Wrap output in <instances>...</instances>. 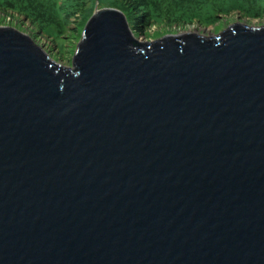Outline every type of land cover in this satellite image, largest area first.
Returning <instances> with one entry per match:
<instances>
[{
    "label": "water",
    "instance_id": "water-1",
    "mask_svg": "<svg viewBox=\"0 0 264 264\" xmlns=\"http://www.w3.org/2000/svg\"><path fill=\"white\" fill-rule=\"evenodd\" d=\"M71 63L0 28V264H264V27L95 8Z\"/></svg>",
    "mask_w": 264,
    "mask_h": 264
},
{
    "label": "rangeland",
    "instance_id": "rangeland-1",
    "mask_svg": "<svg viewBox=\"0 0 264 264\" xmlns=\"http://www.w3.org/2000/svg\"><path fill=\"white\" fill-rule=\"evenodd\" d=\"M88 1L31 0L29 5H25L23 8L22 14L0 10V28L11 29L25 35L56 65L63 69H71V62L80 41L83 28L87 20L92 16L94 9H114L119 11L118 9L104 5L103 0H95L92 11L85 17L84 13L86 11L85 8L88 7ZM117 2H120L122 6L124 4L122 0H118ZM30 4L32 5L31 7ZM39 4L44 6L43 10H41V5ZM240 8L246 12L254 11L250 0H243ZM244 11L242 13L247 15ZM74 12L76 13L73 15ZM242 13L239 14L233 11L227 14H219L217 15L216 22L210 25H203L198 21L177 25L167 22L143 24V21L132 26L127 24L132 38L138 43H149L158 41L164 37L191 33L204 38H210L221 34L234 24H243L251 28L264 27L263 14L256 18H248ZM43 23H47L49 26L44 27Z\"/></svg>",
    "mask_w": 264,
    "mask_h": 264
},
{
    "label": "trees",
    "instance_id": "trees-1",
    "mask_svg": "<svg viewBox=\"0 0 264 264\" xmlns=\"http://www.w3.org/2000/svg\"><path fill=\"white\" fill-rule=\"evenodd\" d=\"M30 1L31 0H0V10L22 14L23 8L25 5H29ZM94 1L95 0L88 1V7L85 8L86 11L84 13L85 17L92 11ZM117 1L118 0H103L104 5L122 12L129 26L140 21H143V24H160L167 22L173 25L188 24L192 21H198L200 24L210 25L216 22L217 15L219 14H227L233 11L240 14L244 11L240 8L243 0H122L124 1L123 6ZM250 2L254 11H244L247 13V15L242 13L244 16L256 18L261 14L264 15V0H250ZM39 5H41V10H43L42 8H44V6L42 4ZM31 6L30 4V7ZM75 13L76 12H74L73 15ZM43 26H49V24L43 23Z\"/></svg>",
    "mask_w": 264,
    "mask_h": 264
},
{
    "label": "clouds",
    "instance_id": "clouds-1",
    "mask_svg": "<svg viewBox=\"0 0 264 264\" xmlns=\"http://www.w3.org/2000/svg\"><path fill=\"white\" fill-rule=\"evenodd\" d=\"M125 17V16H124ZM127 22V21H126ZM128 25V24H127ZM243 25V24H242ZM245 26V25H244ZM248 27V26H246ZM129 28V27H128ZM257 28V27H256ZM130 30V29H129ZM25 36V35H24ZM26 37V36H25ZM28 38V37H27ZM29 39V38H28ZM30 40V39H29ZM31 41V40H30ZM32 42V41H31ZM33 43V42H32ZM34 44V43H33ZM35 45V44H34ZM36 46V45H35ZM38 47V46H37ZM49 58V57H48Z\"/></svg>",
    "mask_w": 264,
    "mask_h": 264
}]
</instances>
